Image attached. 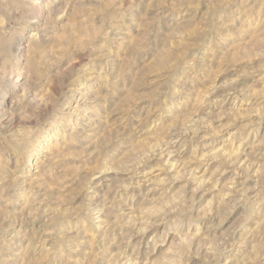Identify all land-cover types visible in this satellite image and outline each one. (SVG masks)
I'll return each mask as SVG.
<instances>
[{"label":"rangeland","instance_id":"rangeland-1","mask_svg":"<svg viewBox=\"0 0 264 264\" xmlns=\"http://www.w3.org/2000/svg\"><path fill=\"white\" fill-rule=\"evenodd\" d=\"M34 1L0 0V264H264V0Z\"/></svg>","mask_w":264,"mask_h":264},{"label":"bare ground","instance_id":"bare-ground-1","mask_svg":"<svg viewBox=\"0 0 264 264\" xmlns=\"http://www.w3.org/2000/svg\"><path fill=\"white\" fill-rule=\"evenodd\" d=\"M42 0H36V1H34V3H32V4H30L31 5V8L32 9H36L38 6H40V7H42ZM24 5V4H23ZM22 5V6H23ZM45 6V5H44ZM16 7V6H15ZM39 9V8H38ZM48 9V8H47ZM27 10V9H26ZM47 12V11H46ZM48 13H49V11H48ZM47 15V14H46ZM42 17V16H41ZM36 21V20H35ZM38 22V21H37ZM23 27H24V25H23ZM19 45L18 46H16V48H15V51L16 52H18V51H22V49L21 50H19ZM19 56V58H21V56H22V54H20V55H18ZM82 84H84V82L82 83ZM19 85V84H18ZM82 88H84V86H78L75 90H79V89H82ZM85 89V88H84ZM24 90V89H23ZM87 90V89H86ZM8 104V103H7ZM61 105V104H60ZM79 108V107H78ZM85 108V107H84ZM83 108V109H84ZM0 109H1V107H0ZM10 109V108H9ZM62 107L60 106V108L58 109L59 110V113H57V115H55V118H54V120H56V119H58L59 118V116H58V114H60V112H62ZM75 110V109H74ZM88 110V109H87ZM2 111V110H1ZM9 111V110H8ZM15 111V110H14ZM86 113V112H85ZM7 115H9V114H7ZM10 115H11V113H10ZM12 116V115H11ZM54 117V116H53ZM11 118V117H10ZM9 118V119H10ZM18 118V117H17ZM63 118V117H62ZM22 121V120H21ZM8 122V121H7ZM24 122V121H23ZM22 122V123H23ZM17 123V122H16ZM4 124V123H3ZM13 124H15V123H13ZM18 125V124H17ZM11 126V125H10ZM49 127V126H48ZM51 128V127H50ZM49 128V129H50ZM24 129V128H23ZM43 129H45V128H43ZM48 129V128H47ZM22 130V129H21ZM46 130V129H45ZM64 130H65V128H64ZM15 131H17L16 129H15ZM14 131V132H15ZM19 131V130H18ZM25 131V130H24ZM23 131V132H24ZM20 132V131H19ZM22 132V131H21ZM45 132H47V130L46 131H39V133L36 135V137H35V139L34 140H30V142L27 144V147H25V148H29L30 147V149H29V153L28 154H26L27 156H25V157H27L26 158V160H25V163L26 164H29V165H32L33 163H36V162H38L39 161V159H40V157H41V155H43V153L42 152H45V151H47L48 150V148H51V147H53V145H56V143H55V141H53L54 139H53V137H55L56 136V138L57 137H59V136H62V135H64L63 133H61L60 132V129H58V130H55V131H53V133H51V134H48V135H44V133ZM25 133V132H24ZM21 134V133H20ZM23 134V133H22ZM21 134V135H22ZM35 135V134H34ZM14 136V135H13ZM19 136V135H18ZM25 137V136H24ZM19 138V137H18ZM34 138V137H33ZM5 139V138H4ZM56 140V139H55ZM12 143H13V141H12ZM17 143H19V142H17ZM59 143V142H58ZM57 143V144H58ZM8 145V144H7ZM24 145V144H23ZM26 145V144H25ZM59 145V144H58ZM57 145V146H58ZM17 148V147H16ZM53 148H55V147H53ZM19 149V148H18ZM26 150V149H25ZM12 151H13V148H12ZM19 151V150H18ZM10 152V151H9ZM17 154V153H16ZM19 154V153H18ZM46 154V153H45ZM20 155V154H19ZM45 157H47V154L46 155H44ZM43 159V158H42ZM41 161V160H40ZM41 163V162H40ZM39 165V164H38ZM26 166V165H25ZM30 169V168H29ZM28 175V174H27ZM157 213V212H156ZM155 221H157V220H155ZM150 222V221H149ZM152 224V223H151ZM148 227V226H147ZM167 238V237H166ZM157 240V239H156ZM156 243V242H155ZM27 246H28V244H27ZM165 260V259H164ZM165 262V261H164Z\"/></svg>","mask_w":264,"mask_h":264}]
</instances>
